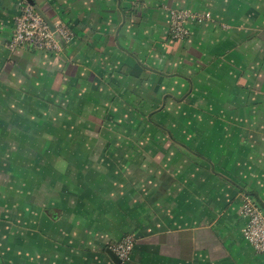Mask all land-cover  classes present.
I'll return each instance as SVG.
<instances>
[{"label":"crops","instance_id":"1","mask_svg":"<svg viewBox=\"0 0 264 264\" xmlns=\"http://www.w3.org/2000/svg\"><path fill=\"white\" fill-rule=\"evenodd\" d=\"M25 2L59 52L8 47ZM244 194L264 212V0H0V264H117L126 235L119 264H264Z\"/></svg>","mask_w":264,"mask_h":264},{"label":"built area","instance_id":"2","mask_svg":"<svg viewBox=\"0 0 264 264\" xmlns=\"http://www.w3.org/2000/svg\"><path fill=\"white\" fill-rule=\"evenodd\" d=\"M192 14L183 11L172 12L171 33L175 39H186L189 36L187 22ZM210 18V15H205ZM203 16H197L199 21L205 19ZM53 31L45 19L29 3H23L21 12L16 20L13 37L8 45L11 50L18 47L33 46L39 50L57 53L61 50V44L58 37L65 41L72 38V32L68 27L62 24L54 26ZM242 214L247 218V226L244 229L245 239L253 246L259 254H264V212L255 203L254 199L244 194L242 199ZM136 245L133 235H127L119 243L115 244L114 252L119 259L125 263L130 261Z\"/></svg>","mask_w":264,"mask_h":264},{"label":"water","instance_id":"3","mask_svg":"<svg viewBox=\"0 0 264 264\" xmlns=\"http://www.w3.org/2000/svg\"><path fill=\"white\" fill-rule=\"evenodd\" d=\"M39 14L45 19V21L49 24V26L51 27V29L54 31L55 30V27L51 23V21H49L42 13H39ZM58 39H59V41L61 43L62 42L61 41V38L58 37ZM108 253L112 257V259L114 260V262H116L117 264L121 263V260L119 259V257L117 256V254L113 250L109 249L108 250Z\"/></svg>","mask_w":264,"mask_h":264},{"label":"rangeland","instance_id":"4","mask_svg":"<svg viewBox=\"0 0 264 264\" xmlns=\"http://www.w3.org/2000/svg\"><path fill=\"white\" fill-rule=\"evenodd\" d=\"M122 130H123V132L125 134L129 133V134H132L133 135V133H132L133 131H131V130H129V131H128V129H122ZM146 134H148V133H146ZM141 144H146V142L143 141V142H141Z\"/></svg>","mask_w":264,"mask_h":264},{"label":"trees","instance_id":"5","mask_svg":"<svg viewBox=\"0 0 264 264\" xmlns=\"http://www.w3.org/2000/svg\"><path fill=\"white\" fill-rule=\"evenodd\" d=\"M126 236H127V235H126ZM126 236H125V237H126ZM120 241H121V240H120Z\"/></svg>","mask_w":264,"mask_h":264}]
</instances>
